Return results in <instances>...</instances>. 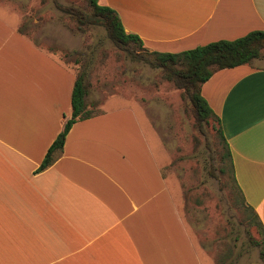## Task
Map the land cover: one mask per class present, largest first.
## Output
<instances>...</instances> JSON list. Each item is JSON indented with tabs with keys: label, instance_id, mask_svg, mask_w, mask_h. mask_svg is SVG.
Masks as SVG:
<instances>
[{
	"label": "crops",
	"instance_id": "obj_1",
	"mask_svg": "<svg viewBox=\"0 0 264 264\" xmlns=\"http://www.w3.org/2000/svg\"><path fill=\"white\" fill-rule=\"evenodd\" d=\"M99 2L150 51L264 30V0ZM262 60L218 70L202 93L264 224ZM76 78L75 67L0 16V264H205L134 109L75 123L57 160L40 170L72 112Z\"/></svg>",
	"mask_w": 264,
	"mask_h": 264
},
{
	"label": "rangeland",
	"instance_id": "obj_2",
	"mask_svg": "<svg viewBox=\"0 0 264 264\" xmlns=\"http://www.w3.org/2000/svg\"><path fill=\"white\" fill-rule=\"evenodd\" d=\"M56 2L90 13L89 0H0V16L78 71L87 70L92 111L137 112L157 163L181 198L189 234L206 252L205 264H212L209 256L216 264H264L254 244L262 236L228 169L218 123L199 124L184 89L162 68L131 58L101 25L79 28Z\"/></svg>",
	"mask_w": 264,
	"mask_h": 264
},
{
	"label": "trees",
	"instance_id": "obj_3",
	"mask_svg": "<svg viewBox=\"0 0 264 264\" xmlns=\"http://www.w3.org/2000/svg\"><path fill=\"white\" fill-rule=\"evenodd\" d=\"M56 4L76 20L79 28L85 25H101L106 28L108 36L115 44L126 51L131 58L144 61L153 68H162L167 80L184 89L199 124H209L211 120L218 123L220 136L227 148L228 169L232 172L233 179L246 202L235 177L231 149L224 135L220 118L203 95L202 87L218 70L241 66L256 58H263L264 30H254L234 40H219L179 53L149 51L139 35L126 31L118 12L101 4L99 0H89L90 13L73 6H64L58 2ZM19 31L23 33V30L19 29ZM76 71L77 78L71 97L72 112L63 130L48 149L40 170L46 169L57 160L73 125L97 113L90 109L86 101L89 94L87 70L78 71L76 68ZM247 209L251 212V220L256 223L257 233L262 236V240H254V244L261 248V255L264 257V224L251 205L247 204Z\"/></svg>",
	"mask_w": 264,
	"mask_h": 264
}]
</instances>
